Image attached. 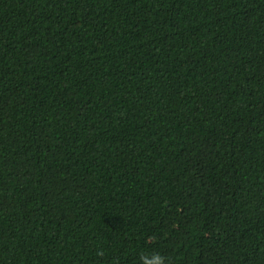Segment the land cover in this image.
Masks as SVG:
<instances>
[{
	"label": "trees",
	"instance_id": "obj_1",
	"mask_svg": "<svg viewBox=\"0 0 264 264\" xmlns=\"http://www.w3.org/2000/svg\"><path fill=\"white\" fill-rule=\"evenodd\" d=\"M146 254L264 264V0H0V264Z\"/></svg>",
	"mask_w": 264,
	"mask_h": 264
},
{
	"label": "clouds",
	"instance_id": "obj_2",
	"mask_svg": "<svg viewBox=\"0 0 264 264\" xmlns=\"http://www.w3.org/2000/svg\"><path fill=\"white\" fill-rule=\"evenodd\" d=\"M98 255H103V252H99ZM141 264H166V257L159 254L142 255Z\"/></svg>",
	"mask_w": 264,
	"mask_h": 264
}]
</instances>
